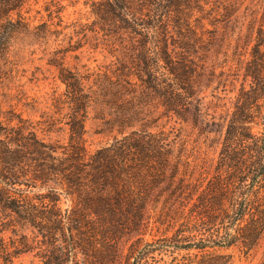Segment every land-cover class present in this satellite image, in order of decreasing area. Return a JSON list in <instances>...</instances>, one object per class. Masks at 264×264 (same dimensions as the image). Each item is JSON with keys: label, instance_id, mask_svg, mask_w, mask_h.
Listing matches in <instances>:
<instances>
[{"label": "trees", "instance_id": "16d2710c", "mask_svg": "<svg viewBox=\"0 0 264 264\" xmlns=\"http://www.w3.org/2000/svg\"><path fill=\"white\" fill-rule=\"evenodd\" d=\"M39 1L0 0V81L12 74V40L31 30L28 13ZM195 1L93 0L92 11L134 53V69L122 58L115 76L125 86L137 77L141 95L199 139L124 131L120 121L122 135L90 151L88 77L63 67L72 103L67 144L41 138L14 109L0 110V264L33 251L39 264H150L157 253L187 256L183 264H227L223 249H257L264 239V9L236 38L235 68L216 71L192 57L200 33L181 15Z\"/></svg>", "mask_w": 264, "mask_h": 264}, {"label": "rangeland", "instance_id": "374dc122", "mask_svg": "<svg viewBox=\"0 0 264 264\" xmlns=\"http://www.w3.org/2000/svg\"><path fill=\"white\" fill-rule=\"evenodd\" d=\"M92 1L40 0L34 5L41 13L36 9L28 13L34 19L31 30L16 33L11 43L7 64L12 74L0 81V110L14 109L31 122L41 138L67 144L72 103L66 94V84L60 78L63 67L88 77L85 84L91 101L87 108L84 139L90 151L121 136L120 121L125 123L124 131L143 127L164 130L170 138L185 142L189 138L202 137H197L175 114L166 113L156 100H146L141 95L137 77L125 86V81L122 84L115 76L114 71H118L122 58L134 69V53L130 51L128 39L121 42L119 37L101 29L92 11ZM45 5L52 9V15ZM182 9L181 16L189 18L200 33L194 52L196 56L192 57L199 65L205 64L219 71L221 67L235 68L238 58L236 38L251 25H256V16L263 11L264 0H196L183 5ZM167 19L177 38L172 17ZM38 23L42 25L35 27ZM126 50L129 54H125ZM216 92L225 94L221 89ZM18 230L33 235L27 225H19ZM223 251L231 254L227 264H264V239L250 254L238 247ZM35 252L22 254L15 264H39ZM186 262L187 256L172 259L160 253L150 259V264Z\"/></svg>", "mask_w": 264, "mask_h": 264}]
</instances>
